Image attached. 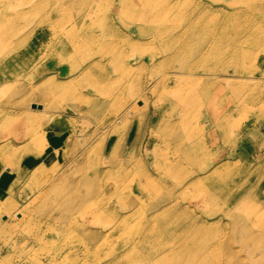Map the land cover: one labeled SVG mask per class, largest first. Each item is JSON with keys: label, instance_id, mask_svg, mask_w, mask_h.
Returning <instances> with one entry per match:
<instances>
[{"label": "rangeland", "instance_id": "1", "mask_svg": "<svg viewBox=\"0 0 264 264\" xmlns=\"http://www.w3.org/2000/svg\"><path fill=\"white\" fill-rule=\"evenodd\" d=\"M0 264H264V0H0Z\"/></svg>", "mask_w": 264, "mask_h": 264}, {"label": "bare ground", "instance_id": "2", "mask_svg": "<svg viewBox=\"0 0 264 264\" xmlns=\"http://www.w3.org/2000/svg\"><path fill=\"white\" fill-rule=\"evenodd\" d=\"M260 6H261V5H260ZM252 8H253V9H258V8H259V9H260V7H258V6L256 5V3H254V5L252 6ZM223 169H224V168H223ZM223 169H222V170H223ZM212 171H213V170H212ZM219 171H220V170H219ZM213 172H214L215 174L218 173V168H217V169H214ZM214 173H213V174H214ZM210 174H211V173H210ZM211 175H212V174H211ZM214 176H215V175H214ZM210 177H211V176H210ZM216 177H217V175H216ZM206 178H207V177H206ZM208 178H209V177H208ZM215 179H216V178H215ZM244 203H246V202L241 200V201L239 202V204L237 205V207L240 208V209L243 208V207L245 208L246 205H245ZM244 205H245V206H244Z\"/></svg>", "mask_w": 264, "mask_h": 264}, {"label": "water", "instance_id": "3", "mask_svg": "<svg viewBox=\"0 0 264 264\" xmlns=\"http://www.w3.org/2000/svg\"><path fill=\"white\" fill-rule=\"evenodd\" d=\"M33 109H35V108H38V109H40L41 107H36L35 105L32 107Z\"/></svg>", "mask_w": 264, "mask_h": 264}]
</instances>
